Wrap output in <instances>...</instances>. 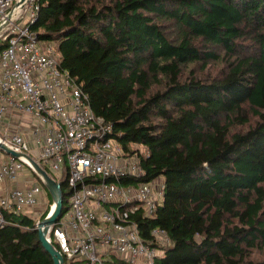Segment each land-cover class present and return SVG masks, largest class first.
<instances>
[{"label": "trees", "instance_id": "16d2710c", "mask_svg": "<svg viewBox=\"0 0 264 264\" xmlns=\"http://www.w3.org/2000/svg\"><path fill=\"white\" fill-rule=\"evenodd\" d=\"M38 2L37 38L121 147L147 150L137 180H163L134 216L171 239L154 264H264V0ZM2 217L0 264H53L33 218Z\"/></svg>", "mask_w": 264, "mask_h": 264}, {"label": "built area", "instance_id": "2783aa9c", "mask_svg": "<svg viewBox=\"0 0 264 264\" xmlns=\"http://www.w3.org/2000/svg\"><path fill=\"white\" fill-rule=\"evenodd\" d=\"M16 1L0 0V141L51 170L56 182L65 180L67 190L60 217L41 223L52 204L33 218L32 229L46 228V240L63 264H112L113 259L154 264L171 239L152 228L153 241H147L134 216L153 215L162 202L163 180H137L144 175L140 158L147 150L139 144L131 153L121 147L112 126L92 111L87 94L60 67L54 46L37 38L31 24L39 0L14 9ZM24 170L35 182L0 191V223L3 211L35 212L43 186L27 159L0 151V184L17 180Z\"/></svg>", "mask_w": 264, "mask_h": 264}, {"label": "water", "instance_id": "95a60500", "mask_svg": "<svg viewBox=\"0 0 264 264\" xmlns=\"http://www.w3.org/2000/svg\"><path fill=\"white\" fill-rule=\"evenodd\" d=\"M25 0H17L14 4V9L18 5L22 4ZM0 151L4 152L5 154H10L16 158L23 157L27 159L29 162L32 170L36 174V176L40 179L45 189L49 192L51 195V198L53 200V210L51 215L48 218H43L41 221L42 224L48 225L53 223L55 220H57L62 212V206H63V191L61 188V183L56 182L49 173L44 170L31 156H29L26 153L16 151L12 148H10L8 145L0 141ZM46 228L43 230L37 231V236L39 241L41 242L44 249L50 254L53 264H63V257L60 254V252L50 243L46 240Z\"/></svg>", "mask_w": 264, "mask_h": 264}, {"label": "rangeland", "instance_id": "374dc122", "mask_svg": "<svg viewBox=\"0 0 264 264\" xmlns=\"http://www.w3.org/2000/svg\"><path fill=\"white\" fill-rule=\"evenodd\" d=\"M52 46H54L55 48V44L51 43ZM31 146H33V143H30ZM131 148L133 149H136L137 148V145L136 144H132L131 145ZM141 149V148H140ZM32 156H35V153L33 151L30 152ZM49 175H51L54 179H57V175L55 173H53L51 170L47 169ZM158 180H162L161 177H158L157 178ZM33 182H35V180L33 179V181H31L30 183L28 184H32ZM65 191H67L65 189ZM49 196H51L49 194V192L44 188V186H41V192H40V195H39V202L38 204L35 206L34 208V211L35 212H29L27 211L29 217L31 218H37L38 217V214L40 213H43L45 211H48V209H50V206L53 204V201L51 202V204L49 203ZM253 256H257L258 258H264V251L262 250H254L253 253H252Z\"/></svg>", "mask_w": 264, "mask_h": 264}, {"label": "crops", "instance_id": "0c3cea01", "mask_svg": "<svg viewBox=\"0 0 264 264\" xmlns=\"http://www.w3.org/2000/svg\"><path fill=\"white\" fill-rule=\"evenodd\" d=\"M13 128L14 127L12 126L11 129H13ZM25 138L27 140L29 139V136L27 133L25 134ZM33 179L34 178L29 174V172L27 170H24L23 172L20 173L17 180H15L13 182H6L3 184H0V191H5V190L10 189L12 187H24L26 185H29L28 183L33 181Z\"/></svg>", "mask_w": 264, "mask_h": 264}]
</instances>
